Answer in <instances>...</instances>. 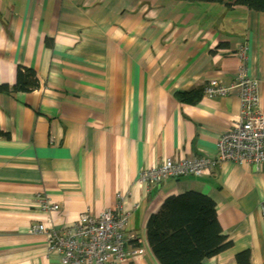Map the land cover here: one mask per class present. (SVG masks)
Masks as SVG:
<instances>
[{
  "label": "crops",
  "instance_id": "1",
  "mask_svg": "<svg viewBox=\"0 0 264 264\" xmlns=\"http://www.w3.org/2000/svg\"><path fill=\"white\" fill-rule=\"evenodd\" d=\"M243 46L264 109V13L234 0H0V85L14 86L17 67L39 81L29 93L0 92V264H59L32 227L96 217L118 195L138 203L125 251L142 253L124 264H160L147 221L189 192L213 202L230 242L203 264H238L242 254L264 264V163H221L152 185L142 199L132 185L166 157H215L239 112L237 90L178 94L213 79L231 85ZM43 199L58 211L43 212Z\"/></svg>",
  "mask_w": 264,
  "mask_h": 264
},
{
  "label": "built area",
  "instance_id": "2",
  "mask_svg": "<svg viewBox=\"0 0 264 264\" xmlns=\"http://www.w3.org/2000/svg\"><path fill=\"white\" fill-rule=\"evenodd\" d=\"M245 50L244 46L239 50V66L231 85L224 86L213 79L204 87V94L210 97L226 96L237 90L239 98L238 115L218 139L215 157L200 156L178 162L166 157L158 166L140 170L132 180L137 198H144L152 185L170 179L208 176L221 163L256 166L264 163V109L258 106L257 83L247 73ZM123 200L118 195L115 207L96 217L85 212L75 223L59 229L40 222L32 227V232L46 238L47 250L58 255L59 264H124L142 251H125L128 218L138 203L125 205ZM40 208L47 214L58 211L56 203L44 199ZM131 240L135 238L129 234L127 241Z\"/></svg>",
  "mask_w": 264,
  "mask_h": 264
},
{
  "label": "trees",
  "instance_id": "3",
  "mask_svg": "<svg viewBox=\"0 0 264 264\" xmlns=\"http://www.w3.org/2000/svg\"><path fill=\"white\" fill-rule=\"evenodd\" d=\"M234 4L264 13V0H234ZM38 87L39 81L33 70L17 67L14 86L0 85V92L29 93ZM191 93L204 94V86L178 95L187 101ZM146 236L150 250L160 264H203L230 246L218 224L213 202L193 192L165 199L160 210L149 217ZM238 264H249L247 254L238 257Z\"/></svg>",
  "mask_w": 264,
  "mask_h": 264
}]
</instances>
